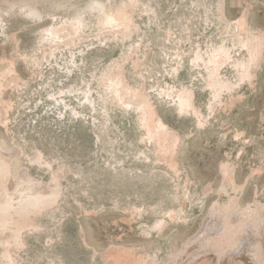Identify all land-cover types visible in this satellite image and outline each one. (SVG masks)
<instances>
[{"label": "rangeland", "instance_id": "374dc122", "mask_svg": "<svg viewBox=\"0 0 264 264\" xmlns=\"http://www.w3.org/2000/svg\"><path fill=\"white\" fill-rule=\"evenodd\" d=\"M16 1H0V9H10L3 12L4 30L9 36L14 35H0V70L17 59L15 67L27 81L10 85L3 92L6 99L15 102L9 123L11 132L20 140L23 138L29 147L34 141L55 165L62 163L68 169L62 180L64 204L53 212L55 220L64 221L60 227L63 230L55 237L52 251L42 248L41 239L31 240L33 261L29 263L28 259L27 264H59L57 256L64 264H105L103 254L110 246L155 248L157 242L149 241L145 231L175 213L178 220L170 222L166 236L160 240L164 243L159 260L166 261L167 256L202 230L206 209L212 201H227L228 194L218 190L223 184V166L234 169L236 188L229 190L230 195L237 197L238 208L249 210L248 206L254 203H264V0H224L220 12L217 4L221 0H151L165 14L160 36L153 39L141 69L149 78L163 118L184 136L175 158L176 168L160 161L153 151L154 142L142 138L144 129L133 112L115 108L110 111L111 118L106 116V126L97 128L93 126V112L70 119L67 110L59 115L52 104H46V92L76 84L82 73L91 79L94 72L106 71L113 47L101 45L85 50L81 70L66 79L61 77V67L52 58H43L39 46L41 32L55 17L80 12L87 22H94L102 4H118L119 0ZM28 5L36 10H28ZM245 11L251 30L245 37L249 44L255 42L259 47L258 60L246 76L239 68L227 67L232 86H225L229 89L224 88L214 97L207 71L201 61L195 63L193 59L198 53L206 57L215 45L224 42L234 58L247 63V47L240 46L235 37V22ZM219 14L226 15L227 29L224 22H219ZM138 20L143 25L152 24V29L156 27L148 16H139ZM167 27L173 37L166 35ZM121 51L116 49L112 56H119ZM65 57L64 52L58 62L63 64ZM36 59L39 61L34 65ZM173 67L178 68L176 73ZM182 86L195 91L196 105L207 115L203 119H209L205 127H200L194 115L179 113L175 101L165 96L169 87H173L171 92L175 94ZM160 89L162 96L157 95ZM35 102L38 107H34ZM144 151L152 160L143 157ZM40 174L44 179L49 176L48 172ZM132 206H137L141 214L131 213ZM258 212L264 218V207Z\"/></svg>", "mask_w": 264, "mask_h": 264}, {"label": "bare ground", "instance_id": "6f19581e", "mask_svg": "<svg viewBox=\"0 0 264 264\" xmlns=\"http://www.w3.org/2000/svg\"><path fill=\"white\" fill-rule=\"evenodd\" d=\"M23 1L16 2L22 3ZM223 2L224 0H221L217 4L219 12L220 9L222 11L225 3ZM101 7L102 10L99 9V16H95L94 22H87L86 18L82 17V12L55 17L53 23L45 28L40 35L39 46L43 58L47 60L52 58L51 60L61 67V77L67 79L70 74L81 70V62H84L82 53L91 47L106 45L113 47L115 54L116 49L122 50L120 55L113 57L112 53L108 69L94 72L91 79L86 78L82 73L76 84L59 86L56 90L46 92V104H52L56 108L55 110H58L59 115L67 110L66 113L70 119H76L84 112L85 114L93 112V126L97 128L106 126V116L110 117V111L115 108H120L125 113L133 112L139 126L144 129L142 138L154 142L153 151L158 155L160 161H165L171 167L176 168L175 158L183 146L184 136L163 118L156 103V95L150 89L149 78L147 79L145 71L141 69V63L147 59L153 39H158L160 36L163 26L161 18L164 17L165 11L159 9L157 5H153L151 0H119L118 4L111 2L109 5L102 4ZM28 10L36 9L29 7ZM9 11L10 9H0V35L4 34L14 38L13 34L9 36V33L4 30L3 12ZM142 15L148 16L155 22V29H152V24L143 25L138 20ZM218 18L219 22L226 24L225 28L227 29L229 23L226 15L219 14ZM235 27L237 29L235 37L238 38L239 45L246 46L249 52L250 58L247 63L234 58L230 48L224 42L215 45L206 57L198 53L193 59L195 63L198 60L201 61L207 71L208 85L214 97H218L225 86H232V82L226 74L227 67L231 65L239 68L242 70V76H246L259 57L257 44L255 42L249 44L247 41L249 39L245 37L251 31L246 11L237 19ZM165 33L168 36L173 35L170 27L166 28ZM64 52L66 57L62 64L58 62V58L60 55L64 56ZM176 56L181 58L179 53ZM16 60L11 61L4 70H0L1 264H27L28 259L29 263L33 261L30 253V242L33 239L38 241L41 239L42 248L45 251L54 249V243L57 242L55 237L60 236L63 230L60 231L61 223L64 221L61 222V218L55 220L53 212L63 203L62 180L68 170L67 166L62 163L55 165L54 161L34 141L29 147L23 138L20 140L11 132L12 128L9 123L12 118L11 113L15 110V102L12 99H6L3 92L10 85L18 84L20 81L27 83L15 67ZM79 60H81L80 63H78ZM37 61L39 60L34 61V65H37ZM130 62L132 65L128 66ZM172 69L173 73L178 71L177 67ZM48 85L50 86V83ZM172 89L173 87L166 89L165 96L175 101L178 107L177 111L194 115L200 127H205L209 119H203L207 115L204 116L198 109L195 102V91L190 87L182 86L173 94ZM157 95L162 96L161 89ZM41 104L44 103L41 102ZM34 105V107L39 106L37 102ZM80 108L85 109L80 110ZM100 116H102V120L99 119ZM95 132L99 140H102L98 130ZM26 146L32 151L31 154L27 151ZM143 153L145 154L144 158L152 160L146 151ZM232 168L229 165L223 166V184L218 189L228 194L227 201L221 202L218 199L212 201L206 209L202 230L187 241L180 250L167 256L166 261L159 260L162 257L161 246L164 243L160 240L166 236V228L169 227L170 222L178 220V215L175 213L169 214L167 218H162L145 231V236L149 237V241L157 242L155 248L136 249L110 246L104 254L102 253L104 263L264 264V218L259 216L258 212L264 207V203H254L248 206L250 211L237 207L239 204L237 197L235 194L230 195L231 191L229 190L236 188L234 169ZM40 172H48V178L44 179L43 175L40 176ZM58 209L61 207L59 206ZM133 209L131 213L141 214L137 206ZM55 256L56 254L53 257ZM53 257L52 260L56 259ZM57 258L60 261L59 264H64L60 256Z\"/></svg>", "mask_w": 264, "mask_h": 264}]
</instances>
